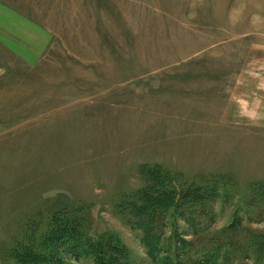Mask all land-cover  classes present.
<instances>
[{
	"label": "rangeland",
	"instance_id": "374dc122",
	"mask_svg": "<svg viewBox=\"0 0 264 264\" xmlns=\"http://www.w3.org/2000/svg\"><path fill=\"white\" fill-rule=\"evenodd\" d=\"M29 1L0 25V264H264V0Z\"/></svg>",
	"mask_w": 264,
	"mask_h": 264
},
{
	"label": "crops",
	"instance_id": "0c3cea01",
	"mask_svg": "<svg viewBox=\"0 0 264 264\" xmlns=\"http://www.w3.org/2000/svg\"><path fill=\"white\" fill-rule=\"evenodd\" d=\"M28 2L29 0H0V25L3 26L1 29L4 30V19H9V18H16L15 16H19L21 14L22 9L19 11L17 10V3L19 2ZM30 2V1H29ZM18 6V5H17ZM27 7L25 6V10ZM32 9V6L30 7ZM23 17V16H22ZM2 30V31H3ZM1 35H5V32H0V38L2 37ZM1 40H3L1 38Z\"/></svg>",
	"mask_w": 264,
	"mask_h": 264
}]
</instances>
